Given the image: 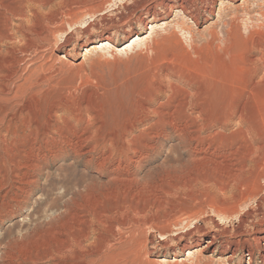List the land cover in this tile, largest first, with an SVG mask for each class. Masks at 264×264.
<instances>
[{
  "label": "rangeland",
  "instance_id": "1",
  "mask_svg": "<svg viewBox=\"0 0 264 264\" xmlns=\"http://www.w3.org/2000/svg\"><path fill=\"white\" fill-rule=\"evenodd\" d=\"M0 1V264H264V0Z\"/></svg>",
  "mask_w": 264,
  "mask_h": 264
},
{
  "label": "bare ground",
  "instance_id": "2",
  "mask_svg": "<svg viewBox=\"0 0 264 264\" xmlns=\"http://www.w3.org/2000/svg\"><path fill=\"white\" fill-rule=\"evenodd\" d=\"M0 4H1V1H0ZM188 0H181L180 2V6L182 9L186 10L188 9L186 5H188ZM2 5V4H1ZM4 5V4H3ZM189 6V5H188ZM188 11V10H187ZM3 12V11H2ZM6 13V12H5ZM10 17V16H9ZM8 16H6V22H7V26H9V23H10V18ZM7 31V30H6ZM141 39V36H139L138 34L134 35L132 38H131V41H128L127 43H125V46L124 48H128L130 46H132L133 44H135L136 42H138L139 40ZM110 42L109 40H103V41H100L99 43H97L96 45H94V47H91V49L89 50H93V49H98V48H107L108 46H110ZM1 47V46H0ZM3 52V51H2ZM1 52V53H2ZM1 63V62H0ZM3 69V68H2ZM11 75H12V72H3L1 69H0V77L3 76L6 77V78H11ZM2 78V79H3ZM1 83V82H0ZM5 85V84H4ZM2 90H4L2 87H0V92H2ZM197 99V98H196ZM189 101V100H188ZM194 102V101H193ZM198 103V102H197ZM228 112V111H227ZM200 114V113H199ZM225 116L226 114L223 113ZM231 114V113H229ZM234 114V113H233ZM228 116H226L224 119L226 120ZM231 117V116H229ZM238 120L240 121H243L242 118L243 115L241 113L238 114ZM4 120V119H3ZM216 120V119H215ZM224 121V120H223ZM14 122V121H13ZM11 121H7L4 125H5V131L9 134H15L16 132L19 131L20 129V126H23L22 124L19 126V125H16L15 123H13ZM227 122V121H225ZM22 123V122H21ZM18 124V123H17ZM26 124V123H25ZM239 124V123H238ZM3 126V125H2ZM26 126V125H25ZM26 128V127H25ZM203 130V129H202ZM242 130V129H241ZM247 132V130H245ZM236 134L237 133H232L231 135H229V137H226L225 140H224V143L222 142L221 144L217 143L219 146L218 148H221V153H222V157H223V160L224 158H228L227 160H229V164L225 167V169H223V174L225 173V176L228 180H235V178L237 177V173L238 172H241L243 169H245L248 165H247V162H253L255 160L258 159L259 154H257V151H261V150H264V144L263 142H261L262 140L260 138L256 140V138L254 137H247L246 135L245 136H242L240 140L237 139L236 137ZM238 135V134H237ZM257 137V136H256ZM192 138V137H191ZM87 140V139H86ZM191 141V140H190ZM214 142V141H213ZM209 144H208V147L209 148ZM217 147V146H216ZM215 151V150H214ZM214 152H212L213 154ZM260 153V152H258ZM218 155V153H217ZM220 155V154H219ZM129 158V157H128ZM221 160V159H220ZM211 161V159H210ZM214 161V160H213ZM212 161V162H213ZM225 161V160H224ZM210 163V162H209ZM218 163H221V162H218ZM223 164V163H222ZM251 164V163H250ZM256 164V163H255ZM254 164V165H255ZM215 165H217V163H215ZM218 166V165H217ZM220 166V165H219ZM222 166V165H221ZM251 166V165H250ZM249 166V167H250ZM210 167V166H209ZM215 167V166H214ZM217 168V167H216ZM223 168V167H222ZM222 170V169H221ZM251 170V168H250ZM264 175V172L261 173L260 176H263ZM129 176V175H128ZM119 178L120 176L117 174L115 175V179L116 178ZM122 180V178H119ZM118 179V180H119ZM130 180V179H129ZM132 180V179H131ZM256 240L259 242L262 241L261 244L264 245V233H263V236L261 235L260 237H256ZM210 244V243H209ZM190 253V252H189ZM264 258V254H261Z\"/></svg>",
  "mask_w": 264,
  "mask_h": 264
}]
</instances>
